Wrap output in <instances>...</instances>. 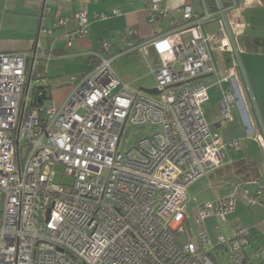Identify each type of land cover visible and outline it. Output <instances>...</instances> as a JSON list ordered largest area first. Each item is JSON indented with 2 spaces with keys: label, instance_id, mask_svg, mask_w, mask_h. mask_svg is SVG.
I'll return each instance as SVG.
<instances>
[{
  "label": "built area",
  "instance_id": "1",
  "mask_svg": "<svg viewBox=\"0 0 264 264\" xmlns=\"http://www.w3.org/2000/svg\"><path fill=\"white\" fill-rule=\"evenodd\" d=\"M211 1L213 10L198 14L187 5L180 17L149 1V21L171 17L172 28L147 40L128 28L117 52L104 41L92 53L99 62L60 106L46 110L30 108L29 89L33 81L60 87L35 69L48 55L0 52V264H224L217 263L221 254L226 264H264V245L247 250L252 225H234L213 240L205 223L213 216L227 222L239 201L258 202L264 181L254 188L237 183L211 201L195 198L188 210L189 187L225 167L227 150L240 147L211 130L205 77L222 89V118L248 114L239 64L222 68L212 46L218 33L205 34V21L217 16L220 46L239 61L241 49L226 27L228 7ZM74 18L78 29L64 36L68 47L90 33L86 12ZM68 21L57 17L53 30ZM133 53L146 61L159 94L132 87L115 71L114 62ZM133 130L146 132L122 148ZM257 141L264 146V135ZM59 163L72 183L55 181Z\"/></svg>",
  "mask_w": 264,
  "mask_h": 264
},
{
  "label": "crops",
  "instance_id": "2",
  "mask_svg": "<svg viewBox=\"0 0 264 264\" xmlns=\"http://www.w3.org/2000/svg\"><path fill=\"white\" fill-rule=\"evenodd\" d=\"M149 1L176 11L177 17L187 5L198 14H203L205 9L213 10L204 0H0V52L34 50L46 53L48 58L39 63L47 62L44 76L60 83V87L50 93L51 105L60 106L73 83L93 68L92 53L100 51L104 41H110L113 52H117L123 46L128 28L133 29L140 40L151 39L172 28L171 17L156 24L149 21ZM227 7L226 27L234 45L241 49L239 61L236 54L225 52L220 46L221 23L217 16L205 21L204 30L205 34L218 33L212 46L222 68L239 64V81L248 114L242 116L241 111H237L231 120L222 118L217 106L222 89L214 106L210 103L211 98L203 105L211 130L226 142L238 140L240 143L239 148H229L225 153V167L207 177L209 184L206 186L220 188L221 195L217 199L231 192L237 183H247L248 187L254 188L264 181V146L257 141L260 133L264 135V0H229ZM81 11L88 15L90 33L84 39H75L68 47L64 36L78 29L74 15ZM60 16L69 18V21L53 30V23ZM140 58L133 84L142 81L150 71L143 57ZM205 80L211 87L215 78L207 76ZM133 84L130 85L133 87ZM257 201L250 206L239 201L236 212L224 222L227 224L224 226L226 235L237 224L254 227L247 249L250 254L264 245V190Z\"/></svg>",
  "mask_w": 264,
  "mask_h": 264
},
{
  "label": "rangeland",
  "instance_id": "3",
  "mask_svg": "<svg viewBox=\"0 0 264 264\" xmlns=\"http://www.w3.org/2000/svg\"><path fill=\"white\" fill-rule=\"evenodd\" d=\"M141 55L137 54V53H133V54H129L123 57L118 58L114 64L113 67L115 69V71L117 72V74L119 75V77L122 79L123 82L125 83H129V84H133L134 80H135V69L138 66V62L141 61L140 58ZM47 62H42L41 64L39 63L35 69L42 73L43 75H45L44 73L47 71V65L45 64ZM61 78V77H57ZM69 78V77H68ZM216 80V79H215ZM214 80V83L211 85L210 88V98L211 101L210 103L216 104V101L221 97V88L220 85L218 83H216ZM38 82L33 81L31 83L30 89H29V95L33 94L34 88L36 86H38ZM133 87L135 88H140V87H145V88H154L157 87V81L155 79V76L149 71V73L147 74V76H145V78L138 82L133 84ZM209 98V99H210ZM52 104V99H46L44 101L43 107L46 110L48 107L50 106H54L51 105ZM146 131L142 130L139 134L135 133V130L132 131V133L130 134H126V136L123 139V145L122 148H126V146L128 144H133L135 143V138H137L138 136H141L145 133ZM56 170V178L55 181L56 182H63L66 184H70L73 182V178L71 176H67L64 173V165L62 164H57L55 167ZM51 169V165H46L44 167V172H49ZM208 176H205V178H200L198 181H196L191 187H189L188 195L191 199L188 204V210L192 211L193 207L195 206V198L198 199L199 202H206V201H211V200H215L217 198V196L220 194L219 190L220 188L216 187H211V186H206L208 183ZM207 182V183H206ZM221 195V194H220ZM0 217H1V212H0ZM206 227L210 232L211 235V239L216 240L215 238H217V236L220 233H225V225H227L226 223H224L221 218L213 216L210 217L206 220ZM193 229V234L197 233V228H195L194 222L193 220H191V227ZM216 254V252H215ZM217 263H224L226 264L227 262V257L226 255H222L221 257L217 260Z\"/></svg>",
  "mask_w": 264,
  "mask_h": 264
},
{
  "label": "trees",
  "instance_id": "4",
  "mask_svg": "<svg viewBox=\"0 0 264 264\" xmlns=\"http://www.w3.org/2000/svg\"><path fill=\"white\" fill-rule=\"evenodd\" d=\"M225 1V4L227 5V6H229V0H224ZM210 5L213 7V3H212V1L210 0ZM91 58L92 59H94V66L99 62V60L97 59V57L96 56H94V55H92L91 56ZM93 66V67H94ZM48 79H50V78H48ZM51 80V79H50ZM40 91H43V96L42 97H40L39 96V92ZM51 91H52V88L49 86V85H38V86H36L35 88H34V91H33V96H34V100H33V102L31 103V105H30V108H34V107H40V106H42L43 104H44V101L46 100V99H49V98H51V95H50V93H51ZM40 97V98H39Z\"/></svg>",
  "mask_w": 264,
  "mask_h": 264
},
{
  "label": "water",
  "instance_id": "5",
  "mask_svg": "<svg viewBox=\"0 0 264 264\" xmlns=\"http://www.w3.org/2000/svg\"><path fill=\"white\" fill-rule=\"evenodd\" d=\"M140 89H142L143 91L151 94V95H157L160 93L159 89L154 87V88H145V87H141ZM50 213V210L48 211V214Z\"/></svg>",
  "mask_w": 264,
  "mask_h": 264
}]
</instances>
